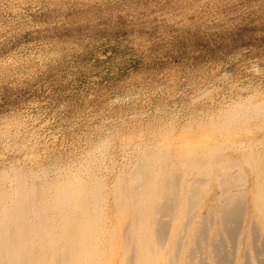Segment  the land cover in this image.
I'll return each mask as SVG.
<instances>
[{"label": "rangeland", "instance_id": "1", "mask_svg": "<svg viewBox=\"0 0 264 264\" xmlns=\"http://www.w3.org/2000/svg\"><path fill=\"white\" fill-rule=\"evenodd\" d=\"M263 112L264 0H0V174L95 157L113 178L149 145L235 160Z\"/></svg>", "mask_w": 264, "mask_h": 264}, {"label": "bare ground", "instance_id": "2", "mask_svg": "<svg viewBox=\"0 0 264 264\" xmlns=\"http://www.w3.org/2000/svg\"><path fill=\"white\" fill-rule=\"evenodd\" d=\"M261 145L235 160L203 153L180 162L149 145L113 178L95 157L51 179L2 170L0 264H264Z\"/></svg>", "mask_w": 264, "mask_h": 264}]
</instances>
